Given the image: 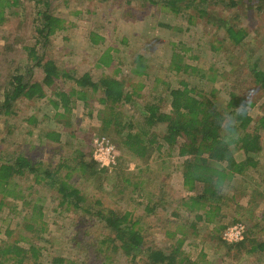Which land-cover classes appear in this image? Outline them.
<instances>
[{
    "label": "rangeland",
    "instance_id": "rangeland-1",
    "mask_svg": "<svg viewBox=\"0 0 264 264\" xmlns=\"http://www.w3.org/2000/svg\"><path fill=\"white\" fill-rule=\"evenodd\" d=\"M229 1L204 0L199 6L207 13L190 9L175 15L168 7L147 0H48L49 11L63 18L65 27L49 37L46 48L35 33L36 10L41 5L35 0L5 5L0 14V102L12 75L41 81L42 69L26 56L25 47L32 45L61 69L78 75L89 72L94 81L112 76L122 80L126 90L133 89L136 105L117 106L125 122H141L139 108L150 101L159 102L160 108L168 111L167 88L182 80L223 104L230 90L246 91L252 102L248 112L255 119L264 112L261 90L249 81L237 84L234 80L246 79L249 63L264 67V0H234L233 6ZM229 25L245 30L242 44L230 40L226 33ZM92 33L96 42L89 38ZM108 47H112V61L99 66L97 59ZM139 57L145 76L133 72ZM183 64L190 67L177 70V65ZM71 88L80 89L72 79L60 77L52 88L45 87V98L21 100L10 115L0 110V163L21 154L53 169L63 164L58 166L60 177L65 176L81 191L89 210L58 205L55 190L34 184L32 179L36 188L32 196L42 198L41 215L31 219L32 204H22L23 198L16 200L21 203L18 209L9 208L16 201L8 198L7 206L0 207V244L17 238L18 225L28 234L24 228L28 221L41 228L36 232L42 264H53L55 256L64 258L66 264H132L113 247L114 242L106 240L109 231L97 218L96 210L112 208L131 213L146 246L167 250L181 240V250L194 264H264V254L249 252L250 241L239 247L223 239L221 229L216 230L217 216L199 220L182 205V200L190 201V195L200 192L202 184L197 183L190 192L183 185L184 157L178 154V145L163 143L161 126L151 129L156 132V142L148 155L137 157L122 145L112 125L103 130L107 112L100 102L101 90H87L84 100L76 99L69 113L53 107L49 101L53 91ZM31 116L34 120L29 121ZM49 131L57 132L59 139L47 138ZM258 133L257 164L235 174L221 189L219 211L224 216L221 224L235 218L247 229L248 238L260 241L264 239V130ZM77 150L97 163L94 168L98 173L91 175L93 168L82 171L75 164ZM234 156L241 160L244 153L235 149ZM29 177L19 178L18 187L24 195L31 183ZM146 206L151 211H146ZM95 239L107 256L99 250L94 254L95 247L90 245ZM19 244L27 247L23 241ZM142 258L138 264H149Z\"/></svg>",
    "mask_w": 264,
    "mask_h": 264
},
{
    "label": "trees",
    "instance_id": "trees-1",
    "mask_svg": "<svg viewBox=\"0 0 264 264\" xmlns=\"http://www.w3.org/2000/svg\"><path fill=\"white\" fill-rule=\"evenodd\" d=\"M147 1L152 4L160 3L164 9L168 7L170 13L175 15L188 13L190 9H194L200 14L207 13L204 8L199 6L204 0H163L162 3V0ZM16 2L17 0H0V14L5 5L9 7ZM35 2L36 5H41L36 10V40L38 42L44 40L42 46L46 48L49 37L65 27L64 20L49 11L48 0H35ZM229 4L233 6L236 5V2L230 0ZM226 33L230 40L237 45L246 35L245 30L234 29L230 25L226 27ZM95 37L94 33L89 35L93 42L97 41ZM25 49L27 59L33 61L34 66L42 69L43 77L41 81H36L35 79L24 80L21 74L12 75L8 86L2 93L0 102L2 113L6 115L13 113L14 106L21 100L31 101L45 98L47 96L45 87L52 88L55 80L60 77L72 79L76 87H80L79 90L71 88L68 91H53L54 97L49 100L50 103L54 108L61 107L67 113L71 111L72 104L76 99L84 100V94L87 90H101L100 102L105 105L107 112L103 118V130L112 125L114 131L119 134L122 145L133 155L144 158L156 142V132L151 131V129L155 126H161L163 143L169 146L178 145V154L184 157L181 169L183 185L190 192L196 189L197 183L202 184L200 192L190 195V201L182 200V205L199 220H205L203 216L206 218L217 216L216 222L214 220L217 231L221 229L223 232L229 226L239 223L233 218L227 224H221V217L224 218V216L221 214V210L219 211L221 206L219 195L221 189L235 174H242L247 166L257 164L254 157L260 150L258 132L264 130V112L255 119L249 114L248 106L252 102L248 100L246 91L239 88L230 90L228 99L223 104L196 91L194 87H190L186 81L182 80L178 86L167 88L168 111L160 108L159 102L150 101L139 108L142 117L141 122L133 123L132 119L125 122L123 121V114L117 110V106L119 104L135 106L133 94L136 93L133 89L126 90L122 80L103 75L94 81L89 72L78 75L75 71L59 68L52 59L45 57V53L40 55L35 46L30 45ZM110 49L112 47L103 50L98 57L96 63L99 66L111 63ZM135 61L134 74L145 76V65L141 62L140 57L135 58ZM181 66L185 69L190 67L185 64L177 65V70H180ZM246 69V79L242 77L237 80L236 78L234 82L239 84V81H249L252 85H257L264 96V67H259L258 63L254 62L246 65ZM28 120H34L33 116ZM45 136L53 140L59 139V134L54 131L47 132ZM235 149L243 151V159L236 160ZM73 159L82 171L93 168L89 174L99 172L94 168L97 163L91 158L86 160L84 154L79 150L76 151ZM58 166L61 167L63 164H59L56 169H53L52 166H43L41 161H32L28 156L21 154H14L10 160L0 163V207L7 206L8 198L13 199V201L23 198L22 204H32L31 219L32 216L41 215L42 205L40 202L42 198L39 195L32 196L33 192L36 193V188L32 184L33 179L34 184L55 190L59 195L56 194L58 205L88 211L90 206L85 204L84 195L76 186L70 184L65 176L60 177ZM102 170L106 171L103 168ZM25 175L26 177L31 176L29 177L31 183L25 188L28 190L27 195H24L23 189L18 187L19 178ZM17 178L18 180H16ZM28 196L31 198L25 200ZM20 205L21 203L16 201L8 207L18 209ZM201 209H206L203 211V215L198 212ZM146 211H151V208L146 206ZM96 215L109 231L106 240L111 244L114 242L113 247L120 250L124 256L129 257L132 264H138L137 260L141 256L149 264H194L181 250V240L167 250L146 246L144 234L137 226V220L131 218L130 212L111 208L96 210ZM24 228L28 230V234H23L18 225L15 229V231L18 230L16 231L17 238L12 242L0 244V264H42L39 258L41 255L38 245L39 237L36 232V229L40 230L41 228L35 227V224L28 221H24ZM246 232L247 229L245 228ZM248 237L249 235L245 234L242 240L233 244L240 247L245 242L250 241L249 252L257 251L264 254V239L257 241ZM20 241H23L27 247L20 245ZM90 247H95V255L99 250L101 254L107 256L104 254L105 250L96 245V239L91 242ZM51 262L53 264H66L65 259L60 256H55Z\"/></svg>",
    "mask_w": 264,
    "mask_h": 264
},
{
    "label": "built area",
    "instance_id": "built-area-1",
    "mask_svg": "<svg viewBox=\"0 0 264 264\" xmlns=\"http://www.w3.org/2000/svg\"><path fill=\"white\" fill-rule=\"evenodd\" d=\"M222 234L223 239L228 243L239 242L243 239L245 235V228L242 224L236 223L234 225L229 226L226 230L223 231Z\"/></svg>",
    "mask_w": 264,
    "mask_h": 264
},
{
    "label": "clouds",
    "instance_id": "clouds-1",
    "mask_svg": "<svg viewBox=\"0 0 264 264\" xmlns=\"http://www.w3.org/2000/svg\"><path fill=\"white\" fill-rule=\"evenodd\" d=\"M104 151H107V150H104Z\"/></svg>",
    "mask_w": 264,
    "mask_h": 264
}]
</instances>
